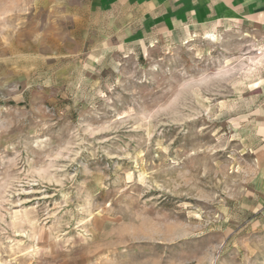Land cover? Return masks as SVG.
<instances>
[{
    "label": "rangeland",
    "instance_id": "obj_1",
    "mask_svg": "<svg viewBox=\"0 0 264 264\" xmlns=\"http://www.w3.org/2000/svg\"><path fill=\"white\" fill-rule=\"evenodd\" d=\"M126 15L0 0V264H264V35Z\"/></svg>",
    "mask_w": 264,
    "mask_h": 264
},
{
    "label": "crops",
    "instance_id": "obj_2",
    "mask_svg": "<svg viewBox=\"0 0 264 264\" xmlns=\"http://www.w3.org/2000/svg\"><path fill=\"white\" fill-rule=\"evenodd\" d=\"M97 3L101 10L121 9L128 18H140L145 33L169 32L212 19L238 18L264 35V0H97ZM137 34L140 36L142 32ZM261 151L257 163L260 178L264 179V146Z\"/></svg>",
    "mask_w": 264,
    "mask_h": 264
}]
</instances>
